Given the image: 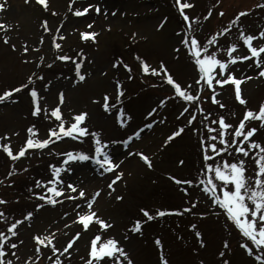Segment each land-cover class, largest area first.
I'll use <instances>...</instances> for the list:
<instances>
[{
    "label": "rangeland",
    "instance_id": "1",
    "mask_svg": "<svg viewBox=\"0 0 264 264\" xmlns=\"http://www.w3.org/2000/svg\"><path fill=\"white\" fill-rule=\"evenodd\" d=\"M183 2L185 0H181ZM188 2L193 7L185 9V12L190 18L200 17L194 22V27L197 29L195 34L201 40L226 26L237 12L245 9H251V12L241 17L239 23L244 25L246 32L256 34L264 29V8L254 7L261 0H220L219 4L216 0ZM0 4L5 5L0 8V93L20 83H27L26 78L32 73L37 77L42 75L43 80L34 79L30 85L36 87L43 97L40 101L42 109L44 106L48 109L56 106L58 93L63 91L64 103L61 108L66 123L71 122L74 113L87 112L89 134L98 131L103 138L117 141L109 146V151L113 154L114 162H120L119 171L123 173L110 189L107 185L114 173L101 175L102 170L91 161L72 162L70 166L73 172H62L61 177L65 185L70 181L78 189L83 188L86 197L74 201L65 199L56 205L46 204L36 209L37 203L44 202L32 197V191L43 190L33 187L35 181L51 179L49 165L60 163L62 156L59 153L70 149L90 153L93 147L90 135L81 141L63 139L44 149H28L25 156L16 160L0 150V199L6 201L0 204V210L12 219H21L28 211L33 212L31 218L18 225L17 235L10 237L11 242L17 243L13 251L19 259L10 255L6 259H13L14 264H25L26 258L33 256V236L56 229L54 244L57 248L65 246L76 232H80L69 249L72 255L62 254V261L63 264H84L88 259L90 239L99 230V225L92 223L84 230L79 223L69 224V221L75 220V205H83L84 200L99 189L93 208L98 216L112 225L104 230V234L119 240L133 264H160L161 252L169 264H200L201 261L204 264H221L219 252L225 240L229 247L223 259H228L230 264H260L253 255L244 251L241 247L243 238L219 214L220 210L211 206V198L200 186L177 185L170 179V175L181 179L200 176L202 158L193 128H199L201 133L206 131L201 125L199 113L192 125L187 124L188 116L196 109L173 96L171 86L159 76L141 72L137 60L139 56L153 67L163 62L178 81L196 79V69L186 50L183 47L175 50L182 38L178 33L187 31V27L173 0H74L71 7L69 0H47V10L37 0H0ZM87 4L97 5L101 11L96 13L90 9L84 16L73 15L74 8ZM209 9L212 10L211 15L204 20L202 17L208 15ZM53 10L55 15L52 14ZM221 10L223 15H219ZM165 17L164 24L158 28L157 25ZM45 20L49 32L43 31ZM88 23H92L91 30L97 33L94 41L81 39L80 34L86 30ZM58 27L59 33L55 31ZM133 33L136 35L133 36ZM54 35L64 37L57 40L61 49L56 50L52 46ZM4 36L8 37L7 42H4ZM221 43L225 46L223 41ZM253 43L254 46L264 44V39ZM23 47H28L29 51L23 53ZM81 51L84 57L81 70L86 78L73 83L76 79L73 62L60 61L57 57L66 54L79 59ZM240 54H247L246 48L241 47ZM41 56L43 61L40 60ZM117 59L119 64L114 68L112 65ZM124 64L130 66L131 72L123 67ZM250 64H253L251 59L238 61L235 65L237 73L252 77L240 86L246 105H240L235 100L234 86L227 84L217 86V98L225 105L224 109L211 104L210 100L199 101L201 106L206 110L211 109L216 115H225L232 124L239 122L245 108L258 109L259 104L264 102V78L258 77L255 74L257 69L254 65L249 68ZM130 75L131 79L128 78ZM116 80L121 81L124 89L118 107H123L131 117L124 127L116 122L114 113L105 112L102 108L105 93L109 95L110 103L114 102ZM43 84H49V87L45 90ZM209 93L210 90L204 88L203 94L208 96ZM28 94L22 89L0 102V143L10 142L14 152L24 144L29 126L35 127L38 130L37 138L43 139L47 137L48 129L57 123L54 118H46L49 115L47 111L33 116ZM166 96L169 99L161 106L159 101ZM154 107L157 111L148 117L147 113ZM185 107L189 111L180 116ZM233 112L234 116L231 115ZM153 120L157 122L151 128L144 129L139 138H133L127 149L119 143ZM248 126L257 127L255 138L264 141V128H260L258 122L251 121ZM178 127L185 130L165 145L164 140ZM6 133L7 140L4 139ZM128 151L148 155L152 167L149 168L135 154L128 156ZM13 169L17 171L9 177L8 172ZM20 169L25 171L21 172ZM185 187L189 189L187 193L182 190ZM63 195L74 193L65 191ZM117 196L122 198L117 200ZM192 201L196 202L193 204ZM140 208H147L153 214L157 209L178 208L180 212L154 216V219L148 220ZM185 208L189 210L185 212ZM65 212L69 213L67 217L63 215ZM201 212L207 214L201 216ZM137 219L143 220L141 230L133 232L131 226ZM66 224L69 226L64 227ZM192 224L201 232L204 246L198 243L193 229L189 227ZM5 228V222L0 221V230ZM156 237L161 239L162 248L155 245ZM255 251L259 252L258 249ZM41 253L39 261H35L33 256L34 264H49L50 250L42 247ZM108 264L113 262L109 260Z\"/></svg>",
    "mask_w": 264,
    "mask_h": 264
},
{
    "label": "snow or ice",
    "instance_id": "2",
    "mask_svg": "<svg viewBox=\"0 0 264 264\" xmlns=\"http://www.w3.org/2000/svg\"><path fill=\"white\" fill-rule=\"evenodd\" d=\"M37 2L47 10V0H37ZM219 2L220 0H216L217 4ZM173 3L178 14L182 17L184 25L187 27V31L178 33L182 35V38L179 40L175 50L179 51L180 47L186 50V54L196 69V79L189 82L178 81L163 62H160L157 67H153L139 56L137 60L139 61L141 72L151 74L154 77L159 76L162 81L171 86L173 96L196 109V111H192L188 116L187 124L192 125L199 113L202 117L201 125L206 131L201 133L199 128H193V132L197 134L198 147L202 158V167L199 169L200 176L191 179H181L170 175V179L177 185L191 186L195 184L200 186L201 190L211 198V206L219 209V214L223 215L226 221L230 222L243 238L241 247L244 251L249 255H253L254 259L260 262V264H264V141H258L255 138V134L258 132L257 127L248 126L249 122L256 121L259 123L260 128H264V102L259 104L258 109L245 108L242 118L237 124L228 122L226 116L223 114L216 115L211 109L206 110L199 103L201 100H210L211 104L224 109L225 105L217 98V86L231 84L234 86L235 100L240 105H246V100L243 98L240 86L242 82L252 77L237 73L235 65L238 61H248L251 59L253 64H250L249 68H252L254 65L257 69L255 74L258 77L264 78V44L254 46L253 43L258 39H264V29L259 30L256 34L246 32L244 25L239 23L241 17L251 12V9H245L237 12L227 22L226 26L201 40L195 34L197 29L194 27V22L200 19V17L193 16L190 18L185 12V9H190L193 5L188 0H185L183 3H181V0H173ZM73 4L74 0H69V6L71 7ZM4 6V4H0V8ZM254 7L264 8V0H261V3L254 5ZM90 9L96 13L101 11L99 6L87 4L82 8H74L73 15L84 16L89 13ZM211 11L209 9L208 15L202 18L207 20L208 16L211 15ZM52 14H56L55 10H53ZM219 15H223L222 10L219 12ZM166 19L167 17L162 19L157 27H161ZM91 28L92 23L85 25L86 30L80 34L82 40H95L97 33L92 31ZM43 31H50L46 20L43 22ZM55 31L59 33L60 28L58 27ZM135 35L133 33V36ZM63 38L62 35H54L52 37V46L56 49H61V44L57 40H62ZM3 39L4 42L8 41L7 36H4ZM221 41H223V45L225 46H222ZM40 42H43V37H41ZM12 47L15 48V45ZM241 47L246 48L247 54H240ZM28 51V47L22 48L23 53H27ZM78 55L79 59L76 56L70 57L66 54L57 57L60 61L73 62L76 78L73 80V83L84 81L86 78L81 70L84 59L82 51ZM40 60L43 61L42 56ZM118 64L119 60L117 59L112 66L115 68ZM123 67L131 72L128 64H124ZM128 78L131 79V75ZM34 79L43 80V76L37 77L35 73L28 75L26 78L27 83H20L17 87L4 90L0 93V102H3L6 98H11L13 93H18L23 89L31 97L32 115L38 116L42 112L47 111L49 115L46 118L50 120L54 118L57 123L54 127L48 129V135L43 139L37 138L38 130L33 126H29L26 130L27 138L18 150L14 152L10 146V142L0 143V150L5 152L12 160H16L19 157L25 156L28 149H44L55 141H60L65 137L81 141L84 137L90 135L93 144L92 149H90L91 154L84 150L74 149L58 154L62 156L60 163L58 165H49L51 179H37L33 185L34 188L43 189L42 191H32V197H37L44 202V204L37 203L35 208L40 209L46 204L56 205L65 199L74 201L86 197V192L83 188L78 189V186L70 181L65 185V180L61 177L62 172H73V168L70 166L72 162L91 161L102 170L101 175L104 173H114L113 179L107 185L108 188H113L115 182L123 176V173L119 171L120 162H114L113 154L109 151V146L116 144L117 141L103 138L102 134L98 131L89 134L87 127L88 113L85 111L74 113L71 122L66 123L61 108L64 103L63 91L58 93V103L56 106L50 109L44 106L42 109L40 101L43 97L40 96L36 87L30 86ZM49 84H43L42 87L46 90ZM204 88L210 90L208 96L203 94ZM123 95L124 89L121 86V81L116 80L114 102L110 103L107 93L102 97V108L105 112L114 113L116 122L121 127H124L131 119L123 107H118L121 105ZM168 99L169 97L167 96L161 99L159 101L160 105L163 106ZM156 111L155 107L152 108L147 113V116L152 117ZM188 111L189 108L185 107L179 115L183 116ZM231 115L234 116L235 113L233 112ZM156 122V120H153L151 123L137 128L119 143L127 149L129 142L133 138H139L144 129L151 128ZM160 122L162 123L163 121ZM184 130L183 127H178L167 136L163 143L165 145L168 144L173 138L181 135ZM7 137L8 134L6 133L4 139L7 140ZM133 154L139 156L149 168L152 167L148 155L142 152H127L128 156H132ZM179 163L182 164L183 161ZM15 171L17 170L13 169L9 171L8 176H12ZM19 171L22 172L25 169H20ZM201 176L203 178H200ZM8 183L11 184L12 181L9 180ZM182 190L187 193L189 189L185 187ZM65 191L74 193V195L64 196ZM99 192L100 190L98 189L91 197L85 199L83 205L76 204L75 220L69 221V224L79 223L84 230H87L92 223L99 225V230L90 239L88 259L84 261V264H108L109 260L113 264H133L129 253L120 244L119 240L113 236L104 234V230L111 228L112 225L98 216L93 208ZM121 198L117 196V200ZM195 202L192 201L191 203L194 204ZM4 203L6 201L0 199V204ZM188 210L187 208L184 209L185 212ZM140 212L148 220H152L154 216L160 217L172 213L179 214L180 209H157L153 214L147 208H140ZM206 214L204 212L199 213L201 216ZM63 215L67 217L69 213L65 212ZM32 216L33 212L28 211L21 219H12L0 210V221L6 224V228L0 230V264H14L13 259H6L8 255L17 260L19 259L13 251L17 248V243L11 242L10 237L14 238L17 235L16 229L18 225L22 221H27ZM9 220H11L10 223L8 222ZM142 223L143 220H135L131 226V231L139 232ZM68 226V224L64 225V227ZM189 227L193 229L198 243L204 246V240L201 238L202 234L197 230V226L192 224ZM56 231L58 230L53 229L46 234H35L33 236L35 242L33 256L35 257V261L41 259L42 247H47L50 250L51 256L48 257L49 264H63L62 254L69 257L72 255L69 249L73 247V242L80 236V232H76L67 241L65 246L57 248L54 244ZM154 243L158 248H162V241L159 237L155 238ZM228 247L229 243L225 240L223 248L219 252V256L222 258L221 264H230L228 259H223L225 250ZM257 249L259 252L255 251ZM33 256H28L25 264H29V262L34 264ZM160 264H169L163 252L160 254ZM200 264H204V262L201 261Z\"/></svg>",
    "mask_w": 264,
    "mask_h": 264
}]
</instances>
